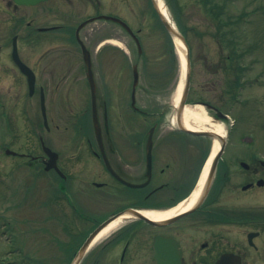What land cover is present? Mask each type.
I'll list each match as a JSON object with an SVG mask.
<instances>
[{
	"label": "flooded vegetation",
	"instance_id": "af4514ba",
	"mask_svg": "<svg viewBox=\"0 0 264 264\" xmlns=\"http://www.w3.org/2000/svg\"><path fill=\"white\" fill-rule=\"evenodd\" d=\"M138 3L143 6L142 0ZM135 6L136 0H0V130L18 131L16 116H24L32 147L40 154L12 150L13 137L6 140L2 153L35 167L34 180L39 172L48 174L52 185L45 190L48 202L42 208L49 211L46 221L54 220L68 239L61 251L68 264L88 241L78 264H264V206L252 205L254 197L264 193V159L258 158L247 167L238 159L233 167L239 171L219 164L208 190L188 209L151 224L116 219L107 225L113 227L106 235L92 240L110 218L130 210L168 211L198 185L197 165L191 175L184 174L182 156L167 154L173 144L181 147L180 140H153L149 177L147 140L141 135L64 141L58 151L51 145L43 110L48 121L58 90L70 93L69 88L61 90V82L69 79L81 87L87 83L81 32L90 23L105 22V15L126 23L124 18L134 14ZM102 45L101 41L96 47L98 54ZM90 60L93 66L91 53ZM218 63L224 64L226 74L222 95L229 97L230 64L228 59ZM197 102L206 103L209 114L220 117L217 102ZM45 148L55 156H48Z\"/></svg>",
	"mask_w": 264,
	"mask_h": 264
},
{
	"label": "rangeland",
	"instance_id": "374dc122",
	"mask_svg": "<svg viewBox=\"0 0 264 264\" xmlns=\"http://www.w3.org/2000/svg\"><path fill=\"white\" fill-rule=\"evenodd\" d=\"M201 1L177 2L182 7L180 19L193 29V33L188 35L192 67L185 108L197 113L203 109L197 105L198 100L217 102L219 110L229 117L228 123L223 124L227 131L223 163L239 171L233 167L238 159L246 163L253 158L264 159V0H215L223 7L224 19L245 13L237 31L239 45L244 52L241 61L245 65V78L238 99L231 104L229 97L222 95L225 69L224 64L218 63L228 50L220 49L216 40L203 31L209 20ZM163 3L165 5V0ZM142 4L141 7L136 0L134 14L124 18L133 32H137L140 54H137L130 37L108 22L90 23L80 34L93 59L98 119L102 128L105 117L108 130L105 133L102 128L103 139H116L119 133L123 139H134L140 135L144 139L148 129L155 124L154 139L170 140L176 130L173 106L178 99L182 74L179 54L174 48L175 61L170 59L173 47L153 18L148 0H142ZM165 7L174 21L169 7ZM107 9L110 7L105 11ZM86 14H91L89 8ZM100 28L102 31H97ZM230 38L228 34L226 40ZM101 41L105 46L98 54L96 47ZM202 58L206 59V64ZM133 65H137L138 71L136 106L148 113L147 117L132 111L129 106ZM69 81L61 82V90L69 88L70 93L66 95L58 90L50 116L54 117V122H50V117L47 121L50 142L57 151L64 141L93 139L89 85L86 83L81 87L79 82L74 85ZM224 98L228 103L225 106ZM16 118L18 131L4 133L0 130V264H68L69 260L60 252L57 243L65 244L68 239L54 220L46 221L49 211L42 208V203L48 202L46 191L52 185L48 182V174L39 172L38 180H34L35 167L29 168L24 161L2 153L6 140L13 137L12 150L40 154L32 147L33 138L28 135L25 117L19 115ZM39 133L46 135L42 129ZM6 136L8 138H4ZM175 140L182 141L181 147L173 144L168 147L167 154L182 156V170L184 174L191 175L203 153L204 144L188 137ZM252 205L264 206V193L256 195Z\"/></svg>",
	"mask_w": 264,
	"mask_h": 264
},
{
	"label": "trees",
	"instance_id": "16d2710c",
	"mask_svg": "<svg viewBox=\"0 0 264 264\" xmlns=\"http://www.w3.org/2000/svg\"><path fill=\"white\" fill-rule=\"evenodd\" d=\"M177 2L178 0H165L166 5L169 7V10L173 15V19L176 23L178 30L188 41V35L193 33V29L191 27H187L180 19L182 7ZM201 5L203 7L204 13L207 15L209 20V23H205V29L203 31H207L205 34L211 37L212 39H215L216 42L220 44L221 48H226L228 50L229 55H227L228 57L226 59H228L230 64V66L228 67L230 72H227V75L229 76V92L231 100L234 101L237 99V96L239 94V88L241 87V82L243 80V72L245 69V65H242L241 61L243 59L244 52L242 53L241 46L239 45L240 41L237 36L239 26L241 27V25H239L240 21L243 20L245 13H242L236 17L228 16L224 19L222 18L223 7H220V5L215 2V0H202ZM228 34L231 36V38L229 40H226ZM170 59L175 61V55L173 50H171ZM172 135V137H188L191 139L193 138L204 144L203 153L201 154L200 160L198 162L197 172H199L206 158L209 155L211 148V140L203 137H193L178 131L172 133Z\"/></svg>",
	"mask_w": 264,
	"mask_h": 264
},
{
	"label": "water",
	"instance_id": "95a60500",
	"mask_svg": "<svg viewBox=\"0 0 264 264\" xmlns=\"http://www.w3.org/2000/svg\"><path fill=\"white\" fill-rule=\"evenodd\" d=\"M153 3V7L158 15V18L160 20V22L162 23L163 27L165 28V30L167 31V33L170 35V37L174 40L175 38L179 39L182 44L185 47V75L183 78V82H182V89H181V93H180V97L179 100L177 102V105L175 106V121H176V128L177 130L187 133L189 135L192 136H199V137H207L210 139H215V135L211 132L208 131H193V130H189L186 129L185 127H183L182 125V121H181V117H182V113H183V109H184V105L186 102V98H187V93L189 90V85H190V56H189V49L185 43V39L184 37L177 32L167 21H165V19L162 17V15L159 13L158 7H157V3L152 0ZM105 19L108 20H112L114 22L119 23L124 29L127 30V32L132 36L133 33L132 31L129 30V28L122 23L121 21L114 19V18H109V17H104ZM135 42L137 44L138 50L140 51V47H139V43L137 41V39L134 37ZM83 55H84V59L86 61V66H87V70H88V75H89V83H90V88H91V99H92V122H93V129H94V134H95V138L96 140L100 141L101 140V129L97 120V113H96V108H95V88H94V84L91 78V64L89 61V54L88 52L83 48ZM22 69V68H21ZM25 74H28L26 71H23ZM137 81H138V73H137V67L134 66L133 67V87H132V95H131V106L134 107V103H135V87L137 85ZM29 82V86H32V81H28ZM202 107L208 108L207 105L205 104H200ZM44 115V114H43ZM223 117V116H222ZM225 118V117H224ZM44 121L45 120V115H44ZM152 132H153V128L150 129V131L148 132V137H147V167H148V177L150 174V162H151V142H152ZM220 143H219V148L216 152V154L213 156L210 164H209V169L207 172V176H206V182H205V186L203 189V192L207 191L211 180L213 178V175L215 173L216 167H217V163L221 157V155L223 154V150L225 147V139L220 138L219 139ZM46 153L50 156H55L54 153L49 152V150L45 149ZM52 156V157H53ZM240 165L242 167H247V165L245 163H240ZM50 166L46 167V170H49ZM128 213L134 215L136 218L144 220L148 223H152L148 218L144 217L143 215L139 214L138 212L135 211H129ZM124 214H120L119 216H122ZM117 216V217H119ZM115 218H112L111 220H114ZM110 221V220H109ZM154 224H157L156 222ZM106 224H104L103 226H101L99 229H97L95 231V233L93 235H95L99 230H101L103 227H105ZM158 225V224H157ZM84 248V247H83ZM83 253V250L81 249L78 253L77 258L73 261L72 264H77L79 258L81 257Z\"/></svg>",
	"mask_w": 264,
	"mask_h": 264
},
{
	"label": "bare ground",
	"instance_id": "6f19581e",
	"mask_svg": "<svg viewBox=\"0 0 264 264\" xmlns=\"http://www.w3.org/2000/svg\"><path fill=\"white\" fill-rule=\"evenodd\" d=\"M154 1L157 3L159 13L162 15L165 21H167L175 29V26L166 10V7L163 1L162 0H154ZM175 45H176V48L179 54L181 67H182L181 80L178 85V99H179L180 92L182 89V80L185 75V47L182 44V42L177 38H175ZM181 121H182L183 127H185L186 129L193 130V131H208L215 135V139L212 145L211 155L204 167V170L199 179L197 187L195 188V190L192 192V194L190 195L188 199L180 203L178 206L168 211H165V212H142L141 213L145 217L152 219L154 221H161L163 219H166L170 217L171 215H174L175 213L188 209V207H191L196 202V200L198 199L202 191L203 185L205 183L206 173L208 171L211 158L213 157L214 153H216V151L219 148V143H220L219 139L226 137L225 136L226 130L223 127V124L211 121L208 115L201 108L199 109V112L197 113L192 112L188 110L187 108H185L182 113ZM173 122L175 123V119L173 120ZM112 227L113 225H110L108 228L100 232V234L95 238V240L101 236L106 235Z\"/></svg>",
	"mask_w": 264,
	"mask_h": 264
}]
</instances>
